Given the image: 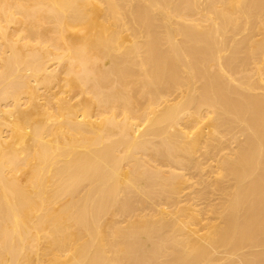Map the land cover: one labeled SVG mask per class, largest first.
I'll return each instance as SVG.
<instances>
[{
  "label": "bare ground",
  "instance_id": "1",
  "mask_svg": "<svg viewBox=\"0 0 264 264\" xmlns=\"http://www.w3.org/2000/svg\"><path fill=\"white\" fill-rule=\"evenodd\" d=\"M257 35L264 0H0V264H264Z\"/></svg>",
  "mask_w": 264,
  "mask_h": 264
},
{
  "label": "rangeland",
  "instance_id": "2",
  "mask_svg": "<svg viewBox=\"0 0 264 264\" xmlns=\"http://www.w3.org/2000/svg\"><path fill=\"white\" fill-rule=\"evenodd\" d=\"M256 27H258V26H256ZM250 28L251 29H255V25H251L250 26ZM242 29H245V27H244V25H243V27H242ZM242 31H244V30H242ZM246 35V34H245ZM245 35H242V36H245ZM231 39L232 38H228V44H230L231 43ZM255 41L256 40H259V44L261 45H264V35H257L256 37H254L253 38ZM253 41V40H252ZM254 42V41H253ZM248 47V42L247 41H244V43L243 44H241L240 46H238V50H240L241 52H240V54L244 51V50H246L245 48H247ZM262 50H264V46L261 48V51ZM243 54H244V52H243ZM259 55V56H258ZM258 57V58H257ZM262 58H263V55L260 53V54H257V56L255 57V58H253V59H255L254 61H256V64H254V61L252 62L254 65H253V68H252V70H249L250 71V76L253 78V79H256V80H259L260 79V76H259V74L257 73V69L258 68H256L257 66H259V67H264V59L262 60ZM257 59H259V61H257ZM238 77H243V78H245L247 75H246V73L244 72V73H237L236 74ZM263 78H264V75H263ZM259 82V81H258ZM264 82H260V88L258 89L259 90V94H263L264 93V84H263ZM263 84V85H262ZM262 92V93H261ZM227 150H229V149H226L225 151H227ZM216 163L215 162H213V161H208L207 162V164H206V173L204 174L205 175V177H207V178H210V179H214V176H215V172H213L212 171V167H213V165H215ZM189 189H187L186 191H188ZM185 191V192H186ZM184 192V197L183 198H186V196H187V193L189 192H186L185 193ZM47 227H49V226H47ZM47 227H46V229H47ZM49 229V228H48ZM46 230L45 231V229L43 230V231H45V232H40V236L42 237V239H38V237L40 238V236L38 235V237H36V239H34V241L37 243V241H38V246L40 247V248H36L37 250H38V252L39 253H41L42 251H44L46 248H47V243H48V240L50 241L51 240V238H49V233L47 232V231H49V230ZM41 233H42V235H41ZM47 234V236H45L46 234ZM45 236V237H44ZM44 237V238H43ZM48 237V238H47ZM45 238H46V240H45ZM30 241H32V239L30 240ZM40 241H41V243H40ZM43 241H44V244H43V246H42V243H43ZM47 241V242H46ZM50 243V242H49ZM48 243V244H49ZM41 244V245H40ZM41 246L43 247V248H45V249H43V248H41ZM46 246V247H45ZM41 249V250H40ZM40 250V251H39ZM35 255L33 256V257H36V255H37V253H34ZM46 258H48L47 256L45 257V259ZM34 260H36L35 258H34ZM36 262L37 261H34V263L36 264ZM33 263V264H34Z\"/></svg>",
  "mask_w": 264,
  "mask_h": 264
}]
</instances>
